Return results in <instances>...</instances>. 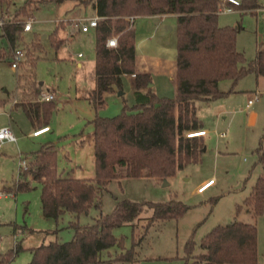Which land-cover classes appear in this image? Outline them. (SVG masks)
<instances>
[{
  "label": "trees",
  "instance_id": "obj_1",
  "mask_svg": "<svg viewBox=\"0 0 264 264\" xmlns=\"http://www.w3.org/2000/svg\"><path fill=\"white\" fill-rule=\"evenodd\" d=\"M91 1L99 21L95 28V87L87 100L97 112L105 105L104 95L122 94L123 76L132 75L134 105L128 107L123 101L117 116H96L92 120L93 179L60 177L55 147L48 143L33 154L31 168L20 173L11 193L30 191L32 187L26 181L29 176L41 185L40 205L45 218L58 221L64 214L74 218L68 225L73 230L71 241L51 242L32 249L29 264H105L102 253L114 247L124 251L123 240L117 239L113 230L132 224L145 205L122 200L111 213L103 214L101 195L107 184L142 176L165 180L186 165L198 163L204 150L202 137L187 138L186 133L202 130L197 117L199 103L230 95L238 81L250 73L264 77V49L258 50L255 58L247 62L236 48L239 27L219 26L221 0ZM38 4L26 2L12 17L20 20L27 15L26 11L38 8ZM258 8L256 0H243L240 7H235ZM164 14L177 15L174 98L158 97L149 88L150 75L135 72V32L129 22L130 18L135 21L139 16ZM19 33L16 25L5 28L10 46ZM56 33L57 29L51 39L55 48L60 45ZM113 36H118L115 49L107 47L108 39ZM34 68L35 61H32L24 74L33 99L20 107L32 124H48L56 105L54 101H38L43 89L35 81ZM222 81H231L228 92L219 90ZM255 154L263 172L256 178L249 196L237 206L236 213L245 208L254 218H259L264 213V128ZM146 206L152 209V214L139 242L154 223L177 220L188 210L175 200ZM92 209L98 212L93 223L80 224V216H88ZM134 248L133 244L112 262H132ZM200 249L202 253L191 264H257V227L236 220L217 226L201 239ZM20 250L16 245L0 255V264H9ZM186 250H191L190 244Z\"/></svg>",
  "mask_w": 264,
  "mask_h": 264
},
{
  "label": "rangeland",
  "instance_id": "obj_2",
  "mask_svg": "<svg viewBox=\"0 0 264 264\" xmlns=\"http://www.w3.org/2000/svg\"><path fill=\"white\" fill-rule=\"evenodd\" d=\"M29 1L38 2V8L29 9L20 20L33 19L32 30L26 33L20 31L11 48L5 39L0 38V102H3L0 104V126H9L17 138L16 144L0 146V255L16 245L21 248L9 264H29L32 249L51 242H69L73 237V230L68 227L69 222L74 221L70 214H64L58 221L43 216L39 183L30 181V191L15 195L9 191L13 190L18 179L20 157L30 160L32 158L27 156L36 151L40 143L55 142L59 147L63 146L68 154L63 158L59 150V172L72 168L74 178L95 176L93 151L89 146L93 118L86 116L92 110L82 97L84 90L93 83L94 70L87 66L80 69L76 64L79 54L83 60L91 59L92 62L94 45L87 37L93 35L94 31L83 36L72 22L92 17L93 2L10 0L9 3L2 2L0 9L2 13L14 16ZM256 3L259 10L252 14L235 12L218 15L219 26L239 27L236 46L247 62L253 60L264 45V0H256ZM55 21L69 22L67 30L60 28L57 32L58 38L65 41L59 49L53 47L51 40L56 29ZM11 49L26 52V58L16 70L11 68ZM32 61H35L36 82L43 84L45 91L46 86H52L57 92L54 102L62 104V108L56 109L51 118L52 131L39 138L29 137L33 128L23 110L12 109V100L21 91L18 80L23 84L27 65ZM248 75L242 78L239 86H246L245 91L252 90V93L243 91L229 98L227 101H231V104H227V113L217 114L212 105L199 103L197 117L208 135L202 139L205 151L201 153L198 163L186 165L165 180L142 176L112 180L107 184L101 195L103 214L111 213L116 203L122 200L145 206L132 224L113 230V235L123 240L125 250L135 245L133 261L112 262L118 254L125 252L114 247L102 253L101 259L105 264H191L194 257L202 253L201 239L213 228L225 226L234 220L256 225L257 264H264V213L259 218H254L245 208L236 213L237 206H241L249 196L256 178L263 172L255 150L263 134L264 95L255 101L251 109L245 110L255 89L254 76ZM229 86L228 81L220 82L222 89ZM32 99L26 97V101ZM123 101L128 107L134 105L133 96L127 91L121 101L107 99L104 109L97 111L98 116H117L123 108ZM231 108L238 110V113L231 111ZM251 111L258 114L255 125H250L248 120ZM79 136L84 139L81 149L75 141ZM78 164L79 167H75ZM209 180H213L214 185L203 194H197L196 189ZM170 200L187 206V212L177 220L154 223L139 242L143 227L152 214V209L146 204L167 203ZM97 213L92 209L88 216H80L78 221L80 224H92ZM188 244L191 245L190 251L186 250Z\"/></svg>",
  "mask_w": 264,
  "mask_h": 264
},
{
  "label": "crops",
  "instance_id": "obj_3",
  "mask_svg": "<svg viewBox=\"0 0 264 264\" xmlns=\"http://www.w3.org/2000/svg\"><path fill=\"white\" fill-rule=\"evenodd\" d=\"M245 10H246V12H245ZM245 10L244 9H241V10L234 9L232 13L239 12L240 14H244V13L249 12L252 14V13H255L256 11H258L259 8L255 9V10H248V9H245ZM93 13H94V15L92 17L96 16V12L94 9H93ZM89 18H91V17H89ZM62 22L63 21H55L57 32L60 28L67 30V28H68L67 24L69 22H65V23H62ZM176 26H177V15L176 14L139 16L135 19L133 26H132V29L135 32V72L137 74H148V75H150L151 85L149 86V88H151L152 92L154 94H156L158 97L174 98L176 95V40H177L176 39ZM32 28H33V26H32ZM91 30L94 31L93 35H90L87 38L89 39V42L92 41V44L94 45L93 46L94 47V53H93L94 55L92 58V62H91V59L90 60H87V59L83 60L81 56H78L77 57L78 59L76 60V64L78 65V68L84 69L85 66H87L90 69L92 67V69L94 70L93 83H92V85H94V86L91 85L90 88H87L82 93L83 99H85L87 102H88V100H87L88 94L94 89L92 87H95V29L91 28L86 33L81 32V35L87 36L91 32ZM0 38L5 39L9 43V41L7 40V37L5 36V33H0ZM56 40H58L60 42V45L57 46V48H56V49H59L64 44L65 41L60 40L57 35H56ZM9 47L11 48L10 44H9ZM236 48H237V46H236ZM261 49H264V45ZM249 75L254 76L253 79H254V88L255 89L254 88H247V89H254L253 96L257 95V100H256V102H257L259 100V98L264 95V77H260V76L257 77L253 73H251ZM34 76H35V74H34ZM241 80L242 79H240L238 81V85L234 87V90L230 95L223 97V99L220 98V99H217L215 101L208 102L206 104L212 105L213 109L216 111L217 114L227 113L228 112L227 109H229V107L227 108V104H231V101H227V100H230L229 98H231L235 94L243 92V91L246 93H252L251 92L252 90H250L249 92L245 91L246 86H243V85L239 86ZM35 81H36V79H35ZM122 81H123V92H122V94H120V93H106L104 95V101H105L104 107L106 106V100L107 99H113L116 102L121 101V99H123L124 95H126L127 91H129L133 96L134 77L132 75H125V76H123ZM228 82L230 83V86L227 89H222L220 87V83H219V85H218L219 90L222 92H228L231 88V81H228ZM21 84L22 83H20V79H19L18 85H19V87H20L19 89L21 91H20V95L12 100V109L13 108H21L20 105L22 103H26L29 101V100L26 101V97H28V96L32 97L30 94L31 91L29 90L27 85H25V81H23L22 85ZM39 85L43 89L42 93H51L54 96L57 95L56 94L57 92L55 91V89L52 86H50V87L46 86V91H47L46 92L43 84L42 85L39 84ZM248 87H251V86H248ZM143 92H145V90H143ZM22 97H24V98L22 99ZM55 100H56V98H55ZM133 100H134V96H133ZM30 101H32V100H30ZM0 104H3V102H0ZM88 104H89V107L91 108L92 111H88L86 116L94 119L96 116H98V114H97V112L94 111V109L92 108V106L90 105L89 102H88ZM121 104L123 105V103H121ZM55 105L56 106H55V109L52 113L51 118L53 117V114L56 112V109L62 108V104H56V102H55ZM254 105H255V102L251 106L248 107L247 103H246L245 110L248 111ZM104 107H102V109H104ZM21 109L23 110V108H21ZM231 109H232L231 111L236 112V114L238 113L237 112L238 110H235L234 108H231ZM23 112H24V110H23ZM24 114L26 115L25 112H24ZM26 117H27V115H26ZM27 119L29 120L28 117H27ZM83 119L86 120V118H83ZM51 120L52 119H50L48 124H40V125H34L29 120V122L31 123V126L33 128L32 132H34L38 129L44 128V127L49 128L47 132H45V133H43L37 137H33L31 135L32 134V132H31L29 134V137L39 138V137L45 136L46 134L50 133L52 131V128L50 125ZM248 120H249L250 125H255L256 122L258 121V114L255 111H251L249 114ZM91 126H93L92 121H91ZM201 128L203 131H206L202 125H201ZM263 128H264V126H263ZM92 135H93V130L90 132V136H89V146L93 151V141H92L93 136ZM207 135H208V132L206 131V134L202 137V139L204 137H206ZM75 141H77L76 144L78 145V148L81 149L82 144L84 142L83 137L79 136L77 139L75 138ZM16 143H17V138H16V142L13 144H16ZM46 143L51 144L55 147L56 154H57V172H58V175L62 178H74L72 176L73 174H71L73 172L72 168H70L69 170L68 169H62L63 172H59V170H58L59 150H61V154H62L63 158L68 157L67 156L68 154L65 152L63 146L59 147L58 145H56L57 143H55V142L45 141V142H42L39 144V147L36 151H38L40 149V147ZM36 151L29 154L27 157L32 158L33 154ZM204 151H205V149L203 150V152ZM69 162H70V160H69ZM93 164H94V152H93ZM75 167H79V164ZM94 171H95V167H94ZM93 178L94 177H91V178H74V179H93ZM26 181H28L30 183V181H32V180L30 177L29 178L27 177ZM213 185H214V183L210 187H212ZM209 188H207L206 190H208ZM11 190L12 189H9L10 192H11ZM203 193H197V194H203Z\"/></svg>",
  "mask_w": 264,
  "mask_h": 264
},
{
  "label": "built area",
  "instance_id": "obj_4",
  "mask_svg": "<svg viewBox=\"0 0 264 264\" xmlns=\"http://www.w3.org/2000/svg\"><path fill=\"white\" fill-rule=\"evenodd\" d=\"M243 0H221L222 6L219 8L220 13H232L235 7H240ZM99 21L98 16H94L91 18L86 19H75L72 22L77 29L82 32L86 33L91 28H96L97 23ZM134 18H130V27L133 26ZM33 19L29 18L26 21H20L14 19L12 16L2 13L0 9V33H5V28L8 26L16 25L19 27L21 32H30L32 30ZM66 22V21H63ZM107 47L111 49H115L117 47V37L113 36L107 41ZM80 56V54L78 55ZM26 58V52L22 49H11V68L16 70L20 63ZM55 100V96L51 93H42L38 98L39 102H51ZM257 100V95L251 97L247 101V106H251ZM48 127H44L32 132L33 137H37L45 132L48 131ZM198 132V131H197ZM199 133H202L201 137L206 134V131L199 130ZM195 132L186 133L187 138H194ZM15 143L16 137L11 131L9 126H0V146L4 143ZM32 166V159L28 160L26 157H20L19 162V170H18V177L20 176L21 172L27 171ZM214 182L213 180H209L203 184H201L197 189L196 193H203L208 186L212 185Z\"/></svg>",
  "mask_w": 264,
  "mask_h": 264
},
{
  "label": "bare ground",
  "instance_id": "obj_5",
  "mask_svg": "<svg viewBox=\"0 0 264 264\" xmlns=\"http://www.w3.org/2000/svg\"><path fill=\"white\" fill-rule=\"evenodd\" d=\"M201 135H202V133H199V131L198 132L196 131L195 134H194V138H199V137H201ZM210 186H208L207 188H209Z\"/></svg>",
  "mask_w": 264,
  "mask_h": 264
}]
</instances>
